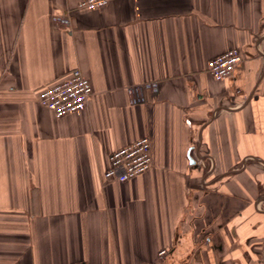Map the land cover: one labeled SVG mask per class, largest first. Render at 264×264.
Masks as SVG:
<instances>
[{
	"label": "crops",
	"instance_id": "crops-1",
	"mask_svg": "<svg viewBox=\"0 0 264 264\" xmlns=\"http://www.w3.org/2000/svg\"><path fill=\"white\" fill-rule=\"evenodd\" d=\"M78 1L0 0V264L256 261L264 0ZM235 47L243 62L215 80L209 60ZM76 67L94 93L58 117L39 92ZM144 135L152 168L105 181L109 154Z\"/></svg>",
	"mask_w": 264,
	"mask_h": 264
},
{
	"label": "built area",
	"instance_id": "built-area-1",
	"mask_svg": "<svg viewBox=\"0 0 264 264\" xmlns=\"http://www.w3.org/2000/svg\"><path fill=\"white\" fill-rule=\"evenodd\" d=\"M110 0H80L76 9H97L105 6ZM53 21L56 26L69 27L71 24V10L65 14L53 15ZM243 62L242 50L238 47L231 48L229 51L219 54L208 62V71L217 81L231 77L234 70ZM142 87L158 90L157 82H148ZM91 80L88 79L81 68L72 69L61 81L52 83L43 88L39 94V100L44 107L53 111L58 117L65 116L68 113H76L85 110L88 102L93 95ZM139 100V99H138ZM137 101V100H136ZM109 166L104 172L105 181L127 182L136 176L144 174L145 171L154 165V154L152 141L149 136L137 138L130 144L118 147L109 154ZM168 248H162L159 251V257L168 253ZM74 264H90L88 260ZM139 264H158L155 262Z\"/></svg>",
	"mask_w": 264,
	"mask_h": 264
},
{
	"label": "flooded vegetation",
	"instance_id": "flooded-vegetation-1",
	"mask_svg": "<svg viewBox=\"0 0 264 264\" xmlns=\"http://www.w3.org/2000/svg\"><path fill=\"white\" fill-rule=\"evenodd\" d=\"M257 223H258V226L264 225V219L257 222ZM252 238H255L256 242H253L252 245L249 247L250 248V254L251 255H257L258 258L256 261H254L251 264H264V238L261 241L259 240L258 235H255V237H252ZM252 238H247V240L249 241L248 243H250L252 241ZM240 250L241 249L239 248V252L242 253V255H243L244 253L241 252ZM253 259H254V257H253ZM237 260H238L237 264H244L241 258L238 259V257H237Z\"/></svg>",
	"mask_w": 264,
	"mask_h": 264
},
{
	"label": "rangeland",
	"instance_id": "rangeland-1",
	"mask_svg": "<svg viewBox=\"0 0 264 264\" xmlns=\"http://www.w3.org/2000/svg\"><path fill=\"white\" fill-rule=\"evenodd\" d=\"M58 80H55L54 82H52V83H55V82H57Z\"/></svg>",
	"mask_w": 264,
	"mask_h": 264
},
{
	"label": "water",
	"instance_id": "water-1",
	"mask_svg": "<svg viewBox=\"0 0 264 264\" xmlns=\"http://www.w3.org/2000/svg\"><path fill=\"white\" fill-rule=\"evenodd\" d=\"M191 162H194V160H193V159H191Z\"/></svg>",
	"mask_w": 264,
	"mask_h": 264
}]
</instances>
